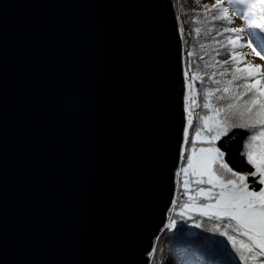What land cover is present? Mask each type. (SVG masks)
<instances>
[{
    "label": "water",
    "instance_id": "95a60500",
    "mask_svg": "<svg viewBox=\"0 0 264 264\" xmlns=\"http://www.w3.org/2000/svg\"><path fill=\"white\" fill-rule=\"evenodd\" d=\"M185 89L172 0H0V264H149Z\"/></svg>",
    "mask_w": 264,
    "mask_h": 264
},
{
    "label": "snow or ice",
    "instance_id": "6c2138e0",
    "mask_svg": "<svg viewBox=\"0 0 264 264\" xmlns=\"http://www.w3.org/2000/svg\"><path fill=\"white\" fill-rule=\"evenodd\" d=\"M227 3L242 6L235 10L245 24L244 27H230L233 20L228 14V8L224 6V0H216L211 6L215 13L212 20L220 21L219 27L223 29L220 31L218 28L217 35L230 34L226 37L227 44L219 40L216 43L224 48L231 59L223 61L220 71L211 73L209 84L214 86L203 89L201 103H197L196 96L191 98V103L199 107L203 114L196 116L199 125L193 129L192 142L187 139L188 129H184L183 143L188 146L190 155L182 157L186 167L180 171L187 177L191 170V175L196 177L194 183L197 187L196 196L187 191L182 193L189 195L192 203L182 205L179 216L181 219L186 217L192 220L185 209L194 208L199 216L215 222L207 229L208 232L226 238L208 237L205 244L209 247L218 246L226 251L230 243L232 249L239 254V261L244 264H264V69L250 64L239 67L234 51L235 47L244 46L240 44V40L247 31V46L252 47L257 56L264 53V0H259V3L254 0H227ZM199 31L197 28L196 32ZM229 45L233 46L231 52L228 50ZM216 55L220 53L217 51ZM216 63L219 64V61ZM229 74L232 79H225ZM217 76L220 78L217 79ZM200 82L204 83L202 78ZM188 87L191 90L192 84L189 83ZM192 116L190 110L188 128L192 127ZM233 129L247 130L248 133L244 150L240 153L254 169L247 174L235 171L225 161L227 145L224 146L225 150L217 146V141ZM196 141H199V146ZM249 177L260 186L258 190L250 186ZM188 186L189 181L185 179L184 188L188 189ZM197 197L200 198L199 201ZM176 223V219H171L166 227L175 228ZM195 226L199 228L201 222L196 221ZM237 233L247 237V242L238 240Z\"/></svg>",
    "mask_w": 264,
    "mask_h": 264
},
{
    "label": "trees",
    "instance_id": "16d2710c",
    "mask_svg": "<svg viewBox=\"0 0 264 264\" xmlns=\"http://www.w3.org/2000/svg\"><path fill=\"white\" fill-rule=\"evenodd\" d=\"M175 6L179 13V29L181 32L184 50L183 57L186 69H192V75L195 73L202 74V77L196 79L195 84L198 90L197 103H201L203 99V89L205 87L214 86L209 84V72L220 71L221 65L224 60H230L231 57L225 52L224 48L216 41H222L227 44L226 37L230 35L225 33L224 36L217 35V29L223 31L220 28V21H213L212 16L215 14L211 10V6L216 3V0H174ZM181 2H184L183 8L181 7ZM254 2L259 3V0H254ZM207 6V7H205ZM224 6L228 8V14L232 19V14L230 12V6L224 0ZM183 11H187L190 14L187 15ZM192 20L196 23L193 25ZM233 20V19H232ZM200 25L202 30L198 33L196 32L197 26ZM233 25H230L232 27ZM235 35V34H231ZM240 40V44H241ZM229 52L233 50V46H228ZM240 47H235L236 52V62L238 66L245 62V57L239 51ZM220 55H216V52ZM200 56H204L207 61L212 64L208 67H201L196 63ZM219 61V64L216 62ZM193 65V66H192ZM215 65V66H213ZM224 67H230V65H223ZM188 77V72H187ZM186 77V78H187ZM231 74L227 75L225 79L231 80ZM201 78L204 83L201 84ZM188 79V78H187ZM192 111V127L188 129L187 139L192 142L194 140L193 129L199 125V121L196 118L197 114H203L199 107L192 105L189 111ZM188 111V112H189ZM247 130L243 129H233L225 137H222L217 141V146L225 150L224 146L227 145L225 161L230 167L235 171L247 174L254 171L253 167L246 162L245 157L241 156V152L244 150L243 145L247 138ZM234 137V138H233ZM199 146V141H196ZM190 155V150L188 146L183 144V149L181 153L182 157ZM182 165H185L182 160ZM249 184L252 188L256 190L259 189V185L253 183L252 178L249 177ZM208 186V185H200ZM192 188L191 191H195ZM187 191L181 182H177V188L175 197L173 199L172 208L168 211V221L166 226L170 224L171 219H176L177 223L175 228L165 227L161 233L155 239L154 250L151 253L150 264H244L243 261H239L238 253L232 249L231 244H228V249L225 251L220 249L218 246L209 247L204 243L205 239L211 237L213 239H226L220 237L217 233L208 232L207 229L212 227L214 221H208L206 217L199 216L198 213L186 212V214L192 216V220H188L186 217L181 219L179 213L181 211L182 205L185 203H191L189 200V195H182ZM188 192V191H187ZM197 197V201H199ZM201 222V226L197 228L195 222ZM234 223V222H233ZM193 225L192 228L189 225ZM238 240H243L247 242V237L240 236L237 233ZM226 243V242H225ZM251 264V262H250Z\"/></svg>",
    "mask_w": 264,
    "mask_h": 264
},
{
    "label": "rangeland",
    "instance_id": "374dc122",
    "mask_svg": "<svg viewBox=\"0 0 264 264\" xmlns=\"http://www.w3.org/2000/svg\"><path fill=\"white\" fill-rule=\"evenodd\" d=\"M173 1V4H174V9H175V13H176V16H177V19H178V24H179V13H178V10L175 6V2L174 0ZM213 0H211L212 2ZM184 2H181V7L183 8ZM233 6V5H232ZM238 7H242L241 5H235L233 6V8H230V12L232 14V19H233V26H236V27H244V20L242 19L241 15L236 12V8ZM185 14L189 15L190 13L187 12V11H183ZM193 22V25H195L196 23L194 22V20H192ZM198 25V24H197ZM180 28V27H179ZM197 28L200 29V31L202 30V27L200 25L197 26ZM181 33V32H180ZM182 37V36H181ZM249 37L247 35V32L245 31V33L242 34V38H241V45H244L243 47H240V52L243 54V56L245 57V62L242 63L239 67H245L247 65H252V66H256V65H259V66H262V69H264V53H261V56H257L255 54V52L253 51L252 47H249L247 46V41H248ZM183 41V40H182ZM183 50H184V45H183ZM257 51H259V49H257ZM183 61H184V57H183ZM199 62H197L196 64L197 65H200L201 67H208L210 66L212 63L207 61L206 58L204 56H200L198 58ZM193 66V65H192ZM192 69H186L185 68V62H184V77H185V96H184V103H185V110H186V120H188V111L190 109V107L194 104L191 103V98L193 96H196L197 97V94H198V90L196 88V84H195V80L198 79L199 77H202V74H199V73H195L193 77H191L192 75H190L192 72ZM187 72H188V77H187ZM191 72V73H190ZM213 72V71H212ZM211 71L209 72V76L211 75L212 73ZM188 79H187V78ZM217 79H219L220 77L217 76L216 77ZM232 79V77L230 78ZM189 83L192 84V88L191 90L189 89L188 85ZM197 99V98H196ZM184 144V143H183ZM182 149H183V146H182ZM182 153V151H181ZM186 165H182V159L180 158V162H179V166L177 167V169L175 170V176H174V182H175V193H176V188H177V182L178 180L182 182L183 184V187H184V180L185 179H188L189 181V186H188V189H186L188 191V193L192 196H196V189L195 191H191L192 188H195L197 187V185L194 183L196 177L195 176H192L191 175V170H189V174L188 176L186 177L185 174L183 172H181L180 170L185 168ZM177 173H180L179 175H177ZM199 187H209V186H200ZM175 193H174V197H175ZM173 203V202H172ZM192 203V202H191ZM189 203V204H191ZM172 208V205L171 207L169 208V210ZM187 212H191V213H197V211L192 208V207H189L188 209H185ZM168 215V214H167ZM189 215V214H188ZM168 221V216H167V220H166V223ZM166 223H165V226L161 229V231L166 227ZM160 231V233H161ZM159 233V234H160ZM158 234V235H159ZM158 235L156 237H158ZM155 237V239H156ZM155 239H154V244H153V249L148 253V257H149V264L151 262V253L152 251L154 250V246H155Z\"/></svg>",
    "mask_w": 264,
    "mask_h": 264
}]
</instances>
